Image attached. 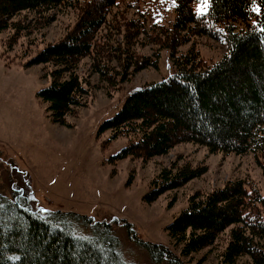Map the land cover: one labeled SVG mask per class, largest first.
<instances>
[{
    "label": "trees",
    "instance_id": "1",
    "mask_svg": "<svg viewBox=\"0 0 264 264\" xmlns=\"http://www.w3.org/2000/svg\"><path fill=\"white\" fill-rule=\"evenodd\" d=\"M142 0H0V35L11 32V52L22 38L56 21L55 11L76 10L80 17L60 41L36 51L28 66H42L50 85L39 93L55 124L72 127L69 117L88 106L89 81L79 75L84 59L92 74L112 88L140 72L159 68L167 50L174 73L132 93L122 108L100 126L111 140L125 139L116 157L148 162L170 154L183 143L208 148L210 154L264 158V0H211L207 14L195 10L197 0H176L175 21L149 23ZM119 8V9H118ZM134 9L143 19H125ZM118 9V12L115 10ZM222 41L218 62L201 58L197 37ZM189 50L180 54L183 46ZM151 48L141 55L137 48ZM264 171V163L262 165ZM206 168L173 163L152 181L148 203L206 174ZM247 181H229L224 188L190 197L188 207L167 227L180 255L145 242L124 220L97 221L76 213L48 211L28 191L0 192V264H138L128 260L122 239L145 264H186L183 259L212 247L228 232L222 264L250 257L264 264V197Z\"/></svg>",
    "mask_w": 264,
    "mask_h": 264
},
{
    "label": "rangeland",
    "instance_id": "2",
    "mask_svg": "<svg viewBox=\"0 0 264 264\" xmlns=\"http://www.w3.org/2000/svg\"><path fill=\"white\" fill-rule=\"evenodd\" d=\"M119 9V8H118ZM118 9L115 11L118 12ZM197 9V3L195 10ZM140 11L149 23L168 25L175 21L176 0H142ZM58 12V13H57ZM197 12V10H196ZM56 21L29 38H22L10 50L11 32L0 35V192L11 197L13 190L28 191L40 207L48 211L76 213L97 221L124 220L134 226L139 238L162 245L180 255L167 227L187 209L189 199L224 188L229 181L244 180L260 189L264 197V158L252 152L245 155L210 154L208 148L192 143L175 146L170 154L148 162L116 157L127 146L125 139L111 140L110 133L100 134V126L114 117L128 96L146 84L160 82L174 73L167 50L161 52L159 68L138 73L130 82L112 88L92 74L90 59H84L79 75L89 81L90 99L86 108L67 120L72 127L55 124L48 105L39 93L51 83L42 66L29 67L33 54L63 39L76 25L80 12L72 9L55 11ZM125 19L141 17L134 9L125 12ZM196 47L201 58L218 62L225 54L222 41L197 37ZM183 46L180 54L189 50ZM8 49V50H7ZM141 55H150L151 48H137ZM177 163L192 168H206V174L186 186L162 195L156 202L145 199L151 184L163 168ZM248 185V186H249ZM125 256L138 264L145 257L133 250L124 236ZM228 232L212 247L186 257V264H222ZM236 264H253L242 257Z\"/></svg>",
    "mask_w": 264,
    "mask_h": 264
},
{
    "label": "snow or ice",
    "instance_id": "3",
    "mask_svg": "<svg viewBox=\"0 0 264 264\" xmlns=\"http://www.w3.org/2000/svg\"><path fill=\"white\" fill-rule=\"evenodd\" d=\"M164 2V0H162ZM173 4L175 0H172ZM253 11H255L258 15L260 14V9L256 6V0H252ZM211 7V0H197V13L198 15H205L209 11ZM261 32H264V27L259 29Z\"/></svg>",
    "mask_w": 264,
    "mask_h": 264
}]
</instances>
